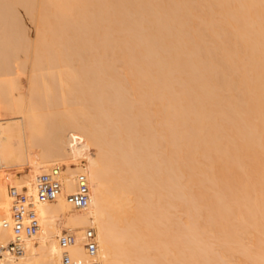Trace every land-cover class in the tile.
I'll list each match as a JSON object with an SVG mask.
<instances>
[{
  "label": "bare ground",
  "instance_id": "1",
  "mask_svg": "<svg viewBox=\"0 0 264 264\" xmlns=\"http://www.w3.org/2000/svg\"><path fill=\"white\" fill-rule=\"evenodd\" d=\"M32 1L28 14L39 24L25 56L34 67L31 88L2 79L0 64V104L21 128L18 150L5 153L4 163L23 156L37 174L55 175L65 196L36 205L38 234L22 256L0 264H60L59 229L76 237L67 249L74 264L87 263L82 235L88 229L96 234L99 264H264V0ZM122 89L135 94L128 99ZM148 105L168 111L159 112L167 130L161 114L147 119L155 124L145 126L161 133L156 143L143 123L125 124L127 116L117 112ZM48 109L62 118L49 119ZM1 130L0 121V141ZM158 146L162 169L153 157ZM59 160L84 164L67 166L62 182ZM17 178L7 171L10 185L34 197L31 174ZM156 178L168 183L159 190L173 191L165 192L183 209V222H162L167 210L156 205ZM79 181L89 185L82 210L68 201ZM6 191L0 179V246L10 241L1 228L9 214ZM165 226L177 229L169 236ZM171 235L184 241L176 247L185 253L174 262L169 253L181 247L169 250L176 244Z\"/></svg>",
  "mask_w": 264,
  "mask_h": 264
},
{
  "label": "rangeland",
  "instance_id": "2",
  "mask_svg": "<svg viewBox=\"0 0 264 264\" xmlns=\"http://www.w3.org/2000/svg\"><path fill=\"white\" fill-rule=\"evenodd\" d=\"M15 1H18V2H15ZM19 1H20V4L18 5L17 3H19ZM23 1V2H22ZM14 0V2L17 4V6H16V4L13 6L12 4H14V2H13V0L12 1H10V0H0V15L2 14V16H0L1 18H0V26H1V29H0V43H1V48H0V52H1V50L3 49V52L5 53H3V54H1L0 53V64L2 65V64H4V65H2V67H4L5 69L4 70H6V68L8 67L9 68V70H10V73H8V68H7V71L5 72L4 70H2V71H0V74H1V72L3 73V74H1L2 76H4V75H6V77L8 76H10L11 77V81H9L10 80V78L8 79V77H7V81H9V82H13L14 81V83H18L19 84V86H21V87H26L25 89L26 90H28V86H29V89L31 88L30 86H32V84H33V81H34V70H33V63H32V61L28 58V60L27 59H25L26 57V55H29L30 54V50H28L27 49V47L29 48V49H31L30 48V44L32 45V43H33V41H34V39H35V33H36V25L37 24H39L37 21H34V19H32L33 17L31 16L30 17V14H28L29 13V9L27 8V6L26 5H29V3L28 2H30L31 4H33L34 2L32 1V0ZM24 1H25V3H24ZM4 2V3H3ZM11 2H13L12 4H10ZM21 2L22 3H24L25 4V6H23V5H21ZM7 3H9V6H8V4ZM7 5V6H6ZM2 6H6V7H3L2 8V10H1V7ZM13 6V7H12ZM23 6V7H22ZM25 7V8H24ZM7 8V9H6ZM9 8V9H8ZM12 9L14 10V11H12ZM7 10V11H6ZM8 10H10V11H8ZM10 13V14H9ZM15 13V14H14ZM10 15H12V18L13 17H15V18H11V16ZM6 18V19H5ZM7 18H8V21H4V20H7ZM9 18H11L12 19V21L14 22V24L13 23H11L12 21L11 20H9ZM31 18V19H30ZM17 19V20H16ZM3 21V22H2ZM7 22H8V24H7ZM11 25H10V24ZM16 23V24H15ZM5 24H6V26H5ZM12 24H13V26H12ZM19 24V25H18ZM4 25V26H3ZM9 25L11 26V28L12 27H17L15 30H14V28L12 29V30H10L11 28L9 27ZM15 25V26H14ZM6 28H7V30H6ZM10 28V29H9ZM17 29H18V31H19V33H18V31H17ZM8 30H10V31H8ZM14 30V31H13ZM22 30V31H21ZM4 31H6L5 33H7V34H5L4 33ZM12 31L14 32L13 34H12ZM17 31V34L15 33ZM3 32V34H5L4 36H3V34L1 35V33ZM11 32V33H10ZM9 33H10V35H9ZM23 33H25V34H23ZM25 35L26 37H25V42H24V37L22 36V35ZM9 35V36H8ZM12 35V36H11ZM17 35H19V36H17ZM14 36H15V38L17 39V41L20 43H18V42H15V38H14ZM3 37L4 38H7L8 37V39H3ZM12 37V38H11ZM2 39V40H1ZM23 39V40H22ZM28 39V40H27ZM3 40H5V41H7L8 40V45H7V42H5V41H3ZM13 42H11V41ZM3 41V42H2ZM21 41H23V50L22 51H20V49H21V45H22V42ZM4 44V45H3ZM9 44H11V45H9ZM13 44H14V46H13ZM17 44V45H16ZM28 44H29V46H28ZM15 45H16V47H15ZM25 45V46H24ZM7 46V47H6ZM11 46V47H10ZM4 47V48H3ZM5 47H6V50H5ZM10 47V48H9ZM26 47V48H25ZM12 48V49H11ZM17 48V49H16ZM13 49H15L14 51H13V53H15V54H12V56H11V52H12V50ZM5 50V51H4ZM11 50V51H10ZM26 50V51H25ZM27 50L29 51V53L27 52ZM16 51H19V52H16ZM10 52V54H7L8 56L6 57L5 55H6V53H9ZM25 52V53H24ZM26 53H28V54H26ZM17 54H19V56L17 55ZM2 55V56H1ZM13 55H16V59H15V56L13 57ZM3 56L4 57H6V58H3ZM11 56V57H10ZM9 57L11 58V59H9ZM29 57V56H28ZM5 59H6V61H5ZM7 59H8V62H7ZM14 59V60H13ZM16 60V61H15ZM25 60H27V62L25 61ZM10 62H12L11 64H9ZM16 62L19 64H24V65H20L19 64V66H20V68H18V64L17 65H15L16 64ZM24 62H26V64L24 63ZM29 62V63H28ZM5 64L7 65V67L5 66ZM29 64V65H28ZM16 67H15V66ZM31 65V66H30ZM11 66H12V68H11ZM1 66H0V70L1 69H3ZM15 67V68H14ZM25 67V68H24ZM33 67V68H32ZM14 68V69H13ZM22 68H24L23 70H22ZM32 68V69H31ZM20 70V71H19ZM13 71V73H11ZM22 71V72H21ZM4 72H5V74H4ZM25 72V73H24ZM31 72V73H30ZM7 73H8V75H7ZM22 73V74H21ZM13 76H12V75ZM1 77V76H0ZM30 77V78H29ZM2 78V77H1ZM2 79H4V80H6V78H5V76H4V78H2ZM15 80H16V82H15ZM41 84V83H40ZM45 86H47V85H44V88H47V87H45ZM24 89V90H25ZM125 90V91H124ZM122 89L121 90V92H122V94H124V96H125V94H126V96L125 97H128V99H130L131 97H129V95H130V93L131 92H133V91H131V92H129V90H127V89ZM126 90L128 91V92H126ZM16 90H14L13 92H15ZM117 92H119V91H117ZM16 93V92H15ZM112 93H114L115 94V92H111V91H109V92H107V96H109V98H111V97H113L114 96V94H113V96H111L112 95ZM127 94H129L128 96H127ZM135 93H132L130 96H132V95H134ZM140 94V93H139ZM142 95H143V93H141ZM111 96V97H110ZM141 97H145V98H147L146 97V95L144 96H141ZM140 97V98H141ZM134 98V97H133ZM132 98V99H133ZM164 103V102H163ZM151 106V105H150ZM149 105L148 106H132V108L133 109H131V106H130V108L129 107H123V109H122V107L120 108V110L119 111H117L119 114L120 113H124V112H126V114H121V115H126L127 117L126 118H128V119H125V124H128L130 121L131 122H134L135 124L134 125H136V122L139 124L140 123V125L141 126H143L144 125V127H145V130L150 134H154L155 135V137H154V142L156 143V142H159V139H160V137H161V133H160V131H159V128H156V127H158V126H156V125H151L152 123H154L155 124V122H152L151 123V121L150 120H147V119H151V120H154V119H156V117L158 116L161 120H162V122L164 121V118H165V121H166V117H165V113L166 112H168V111H166V109H165V113H164V108L165 107H162L163 109H161L158 105H157V107H153V106H151L150 107ZM155 106V105H154ZM134 107H136V108H134ZM150 107V108H149ZM62 108H64V109H62ZM125 108H127V110L129 111V109H131L132 111H129L128 113H129V115H128V113H127V110L125 109ZM153 108H154V110H153ZM159 110V109H161L160 111H157V109ZM57 109V108H56ZM66 110V108L65 107H58V109H57V111H59V110ZM122 109V110H121ZM148 109V110H147ZM150 109H151V111H150ZM60 110V113H63V111H61ZM124 110V111H123ZM126 110V111H125ZM138 110H139V112H138ZM55 109H53V110H51V109H48V112L49 113H51V117H53V115L55 114V119H57V120H59V119H61V118H59L58 116H60V114H58L59 112H57ZM134 111L137 113H139V115L138 114H135L134 113ZM148 111V112H147ZM153 111V112H152ZM163 111V112H162ZM52 112H54L53 114H52ZM55 112H57V114L55 113ZM144 112H147L146 113V115L148 116V115H150L151 117H149L148 116V118H147V116L145 115V113ZM149 112H152V113H149ZM157 112V113H156ZM159 112H161V113H164V114H161V113H159ZM49 113L47 114V115H49ZM117 113V114H118ZM134 113V115H135V118H134V115H130V114H133ZM159 113V114H158ZM143 114V115H142ZM160 114H161V116L162 117H160ZM63 115V114H62ZM156 115V116H155ZM167 115V117L168 116H170V115H168V113L166 114ZM50 116H48V118L50 117ZM133 116V117H132ZM139 116V117H138ZM140 116H141V118L143 117V121H147V122H143L142 120H140L141 118H140ZM145 116V117H144ZM133 118L134 120H130L129 118ZM138 117V118H137ZM157 117V118H158ZM49 119H54V117L53 118H49ZM63 119H65V115L63 116ZM137 119V121H135ZM141 121V122H139V120ZM145 119V120H144ZM168 120L170 119V118H167ZM167 120V121H168ZM0 121H1V131H3V134H2V136H1V141H0V179H1V181H2V184L4 185V187L6 188V190H7V185L9 184L10 185V180H8L7 179V171L8 170H10V172H12L13 174H14V176H15V179L17 178V177H19L20 178V176L22 177V175H25V174H27V172L28 173H30L31 174V179H32V186H33V182H34V179H35V176L36 175H38L37 173H36V171H35V169L34 168H31V167H29V165H28V163H27V161L24 159V158H22L23 156H21V158H19V159H16L15 158V163L13 164V165H6L4 162H5V157H4V154L5 153H8V154H12L13 152H12V150H14V149H16L17 148V150H18V147H16V145H18L19 144V141H18V136H19V133H20V129L21 128H19V126L16 124V119H15V116H13V115H11V114H8V113H5V105L4 104H0ZM109 121H114L113 119L111 120H109ZM148 121H150V122H148ZM127 122V123H126ZM169 122V121H168ZM124 124V122H120V125H122V124ZM141 123H143V125L141 124ZM145 123V124H144ZM148 123H151V124H149V125H151L152 127H154V128H156V129H158V130H155L154 128H151V126H149V128L150 129H152V130H150V132H149V128H147L148 126L146 125V124H148ZM114 124V123H113ZM130 124H132V123H130ZM137 124V125H138ZM163 124L165 125H167L168 126V124L165 122H163ZM169 124H170V122H169ZM110 125V124H109ZM115 126L117 125V124H114ZM147 127H146V126ZM165 125V129L167 130V129H169L167 126ZM115 126H112L111 125V127H109V128H111L109 131L110 132H112V130H113V128L115 127ZM156 126V127H155ZM170 126V125H169ZM154 130V133L152 132ZM145 131V132H146ZM159 133H158V132ZM156 133H158V135L156 134ZM151 137H152V135H150ZM70 139H72V138H70ZM162 139V138H161ZM156 145V144H155ZM16 147V148H15ZM159 148V149H158ZM158 148H154V151H153V157H154V159H155V161H156V158H157V161H156V163L155 164H159L158 165V167L160 168V169H162V166H164V162L162 161V157H161V154H160V152H158L157 150H160V147L158 146ZM78 151L80 152L81 151V148H79L78 149ZM155 151L157 152V153H159V158L161 157V159H159L158 160V157H156V156H158V154L157 153H155ZM161 151V150H160ZM83 154H85V152L84 151H81V153H80V155H83ZM157 154V155H156ZM15 157V156H14ZM159 161V163H157ZM160 161H162V163L160 162ZM59 169H58V171H59V173L61 174V176H62V182L65 180V175H64V172L63 171H66L67 170V166L69 167V168H76V167H80V166H83V164H84V162H80V163H76V162H74V161H72V162H69V163H66L64 160H59ZM163 164V165H162ZM78 165V166H77ZM55 166V167H54ZM157 166V165H156ZM161 166V167H160ZM51 167V168H50ZM53 167V168H52ZM57 166L56 165H53V166H49V170H53L54 168H56ZM158 167H156V168H158ZM32 169V170H31ZM34 169V170H33ZM159 169V170H160ZM30 170V171H29ZM156 177L158 176V174H156L155 175ZM159 177V176H158ZM18 179V178H17ZM157 180H156V185L154 184V188L156 187V190H155V194L158 192L159 194H156V195H158L157 196V198H156V196H153L154 197V199L156 198L157 200H158V198L160 197L161 198V201H160V198H159V201L160 202H158V203H156V205H157V207H158V204L160 203V205H159V208H160V206H161V210L163 211V210H167V212L166 211H164V213L166 214V215H168V216H166V215H164L165 217H167V218H165V220L164 221H162V222H165L166 224H167V221L169 222L170 220L171 221H173V222H175L176 220H178L179 221V219L182 221V219H185L186 217L184 216V218H182V215H181V212H180V210H181V208H178L179 207V205H174L175 203H176V201H174V197L175 196H173V198H172V196H170L169 194H167L166 192H168V190L167 189H169V191H170V193H172L173 191L170 189V188H165V187H163V189L165 188L166 190H159L158 188L160 187V189L162 188L161 186H163L164 184H167V186H168V183L166 182V183H164L163 184V182H161V184H163V185H159L158 184V178H156ZM19 180V179H18ZM64 184V183H63ZM157 184H158V186H157ZM88 185V184H87ZM64 186L65 185H63V189H64ZM166 186V185H165ZM88 187H89V185H88ZM158 187V188H157ZM26 189V188H25ZM158 189V190H157ZM166 191V192H165ZM172 191V192H171ZM63 193L61 194L62 195V197H64L65 196V190L64 191H62ZM161 192V193H160ZM6 193H7V191H6ZM166 193V194H165ZM173 194V193H172ZM174 195V194H173ZM164 196V197H163ZM171 197V198H170ZM7 199H8V196H7ZM156 199H155V201H156ZM168 201H167V200ZM170 199V200H169ZM175 200H176V198H175ZM154 201V200H153ZM165 201V202H164ZM7 202H8V200H7ZM7 202H6V207H8V205H7ZM169 204H167V203ZM169 202H171V204L169 203ZM166 203V204H165ZM174 203V204H173ZM168 205V206H167ZM163 206V207H162ZM172 206L175 208V209H172ZM171 207V208H170ZM180 207H182V206H180ZM183 208V207H182ZM178 209V210H177ZM170 210H172V211H174V212H170ZM183 210V209H182ZM181 210V211H182ZM179 214H177V213ZM184 212V211H183ZM163 213V212H162ZM163 213V214H164ZM172 213V214H171ZM176 213V214H175ZM7 214H8V210H7ZM174 214V215H173ZM185 214V213H184ZM183 214V215H184ZM186 215H187V213H186ZM164 216H163V218H164ZM171 216V217H170ZM178 216V217H177ZM174 217V218H173ZM180 217V218H179ZM162 218V219H163ZM174 219V220H173ZM176 219V220H175ZM170 221V222H171ZM178 221H176L175 223H178ZM180 221V222H181ZM184 221V220H183ZM182 221V222H183ZM43 222V221H42ZM173 222H172V224H173ZM179 222V223H180ZM165 223H164V225H165ZM173 224V226L174 225H176V224ZM168 225V224H167ZM170 225V224H169ZM185 225V224H184ZM175 227V226H174ZM178 227V226H177ZM42 228H43V226H42ZM42 228H41V230H42ZM165 228V230L166 231H168L169 232V236H170V233L172 234V232H170L171 230L170 229H172V231H173V229H177V228H173V227H170L169 229H168V226H165L164 227ZM182 228V226L180 227H178V229H179V231H180V229ZM184 228V227H183ZM182 228V229H183ZM182 229H181V231H182ZM184 230H186V229H184ZM183 230V235H184V232H186V231H184ZM175 231V230H174ZM41 232V231H40ZM80 232H83V231H81L80 230ZM165 232V231H164ZM178 232V231H177ZM177 232H176V234H177ZM64 233H69L67 230H61V229H59L58 230V232L57 233H55L54 234V236L55 235H59V234H64ZM181 233V232H180ZM166 234V235H167ZM188 235V234H187ZM187 235H184L185 237L187 236ZM172 236V235H171ZM174 236V235H173ZM172 236V237H173ZM179 236H181V235H179ZM183 236V237H184ZM168 237V236H167ZM171 237V238H172ZM170 238V237H169ZM171 238L169 239V241L171 240ZM176 237H173V239H175ZM55 239V243H56V237L54 238ZM173 239L171 240V242L173 241ZM177 239V238H176ZM176 239H175V243H176ZM181 239H183L182 237H181ZM188 239V238H187ZM186 239V240H187ZM179 240V239H178ZM185 240V241H186ZM181 240H179V242H180ZM35 242V241H34ZM170 242V243H171ZM179 242L177 241V243L179 244ZM182 242H184V241H181L180 243H182ZM177 243L176 244H174L173 242L171 243V249L169 248V250L171 251V250H174V249H176V248H180L181 247V245L179 246V247H176L177 246ZM183 244V243H182ZM56 245H57V243H56ZM174 245V246H173ZM169 247H170V245H169ZM176 247V248H175ZM174 248V249H173ZM182 248V247H181ZM180 248V250H174V251H181V253H175V254H173L174 253V251H171V253H169L170 255H171V257L172 256H174V258L173 259H171L173 262H174V260H176L179 256H176V254H180V256H182L183 255V252H184V250H183V248L181 249ZM183 250V251H182ZM169 252V251H168ZM185 253V252H184ZM168 253H167V256L169 255ZM185 255V254H184ZM175 256L177 257V258H175ZM171 257H169L168 256V258L170 259ZM183 257H185L186 258V255L185 256H183ZM180 258V257H179ZM178 258V259H179ZM182 259V258H181ZM184 259V258H183ZM177 261V260H176ZM179 261V263L178 264H184L183 262H184V260H183V262L182 263H180V260H178ZM171 264L172 262L170 261V262H168L167 264ZM186 263V262H185ZM175 264V263H174Z\"/></svg>",
  "mask_w": 264,
  "mask_h": 264
},
{
  "label": "built area",
  "instance_id": "3",
  "mask_svg": "<svg viewBox=\"0 0 264 264\" xmlns=\"http://www.w3.org/2000/svg\"><path fill=\"white\" fill-rule=\"evenodd\" d=\"M57 170V169H56ZM61 181L55 175L45 173L35 176L33 189L34 197L27 189H18L7 185L9 197V214L1 221V228L10 233V241L0 246V262L18 258L24 254L25 248L39 232L40 222L36 214L37 204L53 202L62 193ZM68 201L74 209L82 210L89 203V187L79 181L75 191ZM76 237L72 233H64L56 238L60 252V264H74L67 253V249L75 244ZM86 264H99L97 261V241L93 229L84 231L82 235Z\"/></svg>",
  "mask_w": 264,
  "mask_h": 264
}]
</instances>
